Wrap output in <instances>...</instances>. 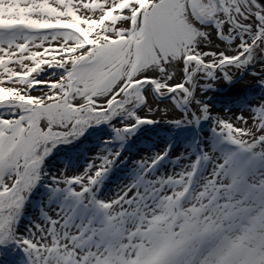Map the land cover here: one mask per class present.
Wrapping results in <instances>:
<instances>
[{"label": "snow or ice", "instance_id": "6c2138e0", "mask_svg": "<svg viewBox=\"0 0 264 264\" xmlns=\"http://www.w3.org/2000/svg\"><path fill=\"white\" fill-rule=\"evenodd\" d=\"M248 76L264 90V0H0V264H264V99L229 119L207 95ZM169 110L190 150L133 161L105 197ZM101 128L81 170L49 171Z\"/></svg>", "mask_w": 264, "mask_h": 264}, {"label": "rangeland", "instance_id": "374dc122", "mask_svg": "<svg viewBox=\"0 0 264 264\" xmlns=\"http://www.w3.org/2000/svg\"><path fill=\"white\" fill-rule=\"evenodd\" d=\"M253 71V69H251ZM256 72H260L261 68L258 66L254 69ZM233 74L238 76L239 72L233 70ZM248 84H245L243 79H238L230 88L224 92L222 91L226 88L227 84H224L223 81L217 84V90L215 92L209 91L207 95L211 97L208 100V103L211 106V110L213 111V115L219 113V115L232 119L233 114L239 115L241 114V109L244 108L246 105L255 103L258 100L264 99V92L261 90H256L254 95L251 98L244 97L243 93L252 85L256 83V81L251 77H246ZM33 95H42L41 92H33ZM199 94V93H198ZM151 102V101H150ZM160 107H165L164 105H160ZM227 110V111H226ZM173 115H178L177 113H173L169 110V114L165 115L164 113H160L159 115H154L153 118L161 120L159 123V127L155 128L154 125L151 129L146 132H151L148 136L149 141L151 142L149 146H144L143 143L137 144L136 151L131 153H123V156L126 158V164L117 168V170L113 173L111 179L106 184L105 188L103 189V194L105 197H110L112 193L117 189L119 182L127 183V179L130 175V169L132 167V162L141 159L145 155H150L154 151H159L160 149L164 148L166 145L171 144L173 146V156L180 155L186 151L190 150V143L195 138L196 133L195 130L190 128L184 129H175L172 128L169 124L164 123V121L171 119ZM246 115V113H245ZM209 125L205 123L202 127V133H208ZM158 129H162V132H157ZM177 130V131H176ZM189 132L187 136L181 135L179 131ZM141 133V134H143ZM152 135V136H151ZM145 138V137H144ZM100 138H95L88 143H85L84 152L80 153L76 158L71 156L67 159L66 162L61 161H54L50 162L49 171L56 172L58 168L63 167L65 164L68 165L70 173L79 171L83 168L86 163V159L88 156L92 154L90 150H93L97 147ZM74 157V158H73ZM71 159H75L74 163H71ZM167 164V162H166ZM58 174V173H57ZM28 212L31 216L36 212V208H28Z\"/></svg>", "mask_w": 264, "mask_h": 264}, {"label": "trees", "instance_id": "16d2710c", "mask_svg": "<svg viewBox=\"0 0 264 264\" xmlns=\"http://www.w3.org/2000/svg\"><path fill=\"white\" fill-rule=\"evenodd\" d=\"M249 71H251V69H249ZM233 84L226 85V88H224L222 91L219 90V92H221V93L226 92L230 88V86H232ZM256 90H261V91L264 92V90L260 89L258 86L252 85V86H250L243 93V96L244 97L251 98L254 95V92ZM154 127L155 128L159 127V124L154 125ZM89 132H90V135H88V138L86 140H84L82 144H80L79 142H77L78 145H79L78 147L73 148L72 146H64V145H61L60 148H59V150L54 154V157L50 158V160L52 162L58 160V161H61L63 163V162H66L67 159H69L71 156H74L76 158L80 153H83L84 152L83 150L85 148V146H84L85 143H88L89 141H91V140H93L95 138H100V137L104 136L106 134V129H103V128H101V129H95V130L90 129ZM157 132H162V129H158ZM179 132L181 133V135H184V134H188L189 133V132H185V131H181V130ZM150 134H151V132H146V133H143V134H140V135L133 136L127 142V145L125 146L124 153L135 152L136 151V147L135 146L137 144H140V143H143L144 146H149L151 142L149 141L148 136ZM74 162H75V159H71V163H74ZM43 192H44V189L41 188L35 194V197L31 200V202L29 204V207L31 206V208H33V209L36 208V205L42 199ZM29 217H30V215H29V212H28V215L25 217V219L28 220V219H30ZM19 258H20V254L17 253V252H15V251L8 252L6 254V256H5V260L7 261V264H16V261Z\"/></svg>", "mask_w": 264, "mask_h": 264}, {"label": "water", "instance_id": "95a60500", "mask_svg": "<svg viewBox=\"0 0 264 264\" xmlns=\"http://www.w3.org/2000/svg\"><path fill=\"white\" fill-rule=\"evenodd\" d=\"M153 126V125H152ZM152 126H145L142 130L138 131L136 133V135H140L141 133H143L144 131H148L149 129L152 128Z\"/></svg>", "mask_w": 264, "mask_h": 264}]
</instances>
